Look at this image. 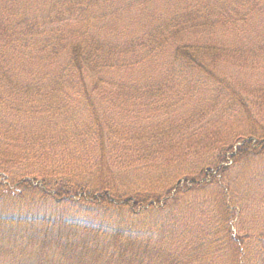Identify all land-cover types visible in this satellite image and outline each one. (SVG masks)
<instances>
[{"label":"trees","instance_id":"16d2710c","mask_svg":"<svg viewBox=\"0 0 264 264\" xmlns=\"http://www.w3.org/2000/svg\"><path fill=\"white\" fill-rule=\"evenodd\" d=\"M260 18L264 0H0V264H250L247 237L232 236L228 202L206 224L171 208L182 205L180 195L219 182L234 162L263 154L264 134L238 137L213 167L160 193L114 195L105 175L88 191L71 175L94 163L90 157L100 175L106 147H117L109 134L127 130L110 123L108 110L131 123L145 113L167 116L203 78L208 90L243 105L224 70L255 69L245 65L253 39L264 41ZM251 96L263 100L264 90ZM131 110L138 114L124 113ZM132 128L122 143L138 156L170 143L157 136L172 133L166 119L143 129L145 140L142 127ZM22 162L32 171L10 181L8 171ZM80 202L113 217L115 230L69 218L67 208ZM116 207L134 216L159 209L166 221L153 227L156 237L140 239L110 214ZM255 246L253 264H264V234Z\"/></svg>","mask_w":264,"mask_h":264},{"label":"rangeland","instance_id":"374dc122","mask_svg":"<svg viewBox=\"0 0 264 264\" xmlns=\"http://www.w3.org/2000/svg\"><path fill=\"white\" fill-rule=\"evenodd\" d=\"M260 23L264 24V19L260 18ZM261 31L262 28H259L254 32L257 35ZM253 40V44L248 48L249 60L245 66L252 65L255 69L243 73L231 71V68L224 70L228 72L226 78L228 86L235 88L236 95L245 101L243 105L234 103L230 93L208 90L203 78L200 89L190 94L179 110L167 111V116L162 114L152 116L145 113L132 119L131 123L130 120L121 117L122 110H108L106 114L110 123L115 126L122 125L127 130L109 134L117 147H106L102 157V174L95 173L97 166L95 164L98 163L95 157H90L89 160L94 163L74 166L77 169L71 175L73 180L85 183L90 191L96 190L99 177L105 175L103 181L107 183L109 193L114 195H132L136 192L160 193L165 186H174L184 177L196 176L202 170L213 167L219 154L234 144L238 137L247 136L250 132L257 136L263 135L264 99H256L251 95L253 88L257 92L264 90V41ZM124 113L131 118L138 114L132 110ZM77 117L79 120L83 119L81 115L77 114ZM165 119L170 122L172 133L167 131L158 133V137L166 138L165 142L170 141L169 145L159 152H149L144 158L138 156L133 148L128 147L129 143H122L132 137L133 126L142 127L141 131L148 130L154 123ZM163 130H170V127ZM142 137L146 139L144 130ZM21 164L8 171L10 181L11 179L16 181L20 173L32 171L27 170L29 164L24 162ZM39 171L42 172L38 168ZM34 172L37 174L35 170ZM218 181L205 185L199 193L188 192L180 195L183 197L182 205L173 206L171 209L175 211V215L177 210H181L182 214L184 212L183 219L188 222L200 221L206 224L208 218L223 215L224 202L226 208L230 205L229 211L234 214L232 236L247 237L245 253L247 260L250 259V264H253L259 253L255 241L264 234V153L234 162ZM33 203L41 209L44 208L37 198L33 199ZM162 203L160 207L163 206ZM109 210L113 211L111 215L120 219L124 231L140 239L155 236L156 234L152 232L153 227L155 229L166 221L165 215L158 211L159 209H140L136 216L130 213L128 208L116 207ZM67 214L81 225L101 228L108 232L115 230L111 225L116 220L103 216V211L95 205H84L83 202L76 206L70 204ZM192 219L195 220L191 221ZM212 221L215 228L219 223L213 219ZM174 222L176 216H173L171 225Z\"/></svg>","mask_w":264,"mask_h":264}]
</instances>
